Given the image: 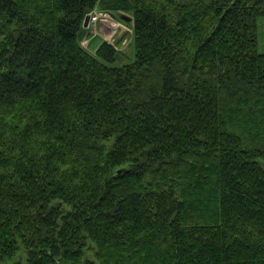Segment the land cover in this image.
I'll return each instance as SVG.
<instances>
[{"label":"trees","instance_id":"1","mask_svg":"<svg viewBox=\"0 0 264 264\" xmlns=\"http://www.w3.org/2000/svg\"><path fill=\"white\" fill-rule=\"evenodd\" d=\"M97 5L134 58L82 45ZM261 16L0 0V264H264Z\"/></svg>","mask_w":264,"mask_h":264},{"label":"built area","instance_id":"2","mask_svg":"<svg viewBox=\"0 0 264 264\" xmlns=\"http://www.w3.org/2000/svg\"><path fill=\"white\" fill-rule=\"evenodd\" d=\"M89 15V28L93 35L90 38H87L82 41V45L84 47H89L90 41L94 36H100V38L104 39L105 41H108V43H111L116 49H120V46L117 42V38H122V47H128L130 45H128V43L129 38L132 42L133 29L126 23L117 19L112 13L106 10H102L97 6L89 13Z\"/></svg>","mask_w":264,"mask_h":264},{"label":"rangeland","instance_id":"3","mask_svg":"<svg viewBox=\"0 0 264 264\" xmlns=\"http://www.w3.org/2000/svg\"><path fill=\"white\" fill-rule=\"evenodd\" d=\"M97 7H99V6L97 5ZM108 31H110V30H108ZM85 33L87 35H89L90 30L88 28L87 29L85 28ZM92 35L93 34L91 33L90 36H92ZM258 37H259V51L264 53V16H261L258 20ZM121 39L122 38H117L118 45L120 46V49H117V50L124 53V54H122L121 59L125 61V58H134V47L132 46L133 43L131 42L130 38H129V43H128V45L129 44L130 45L128 47L127 46L122 47ZM100 42H101L100 36L94 37L89 44L90 50L95 52V50L98 47V45L100 44ZM92 255L95 257L94 253Z\"/></svg>","mask_w":264,"mask_h":264},{"label":"water","instance_id":"4","mask_svg":"<svg viewBox=\"0 0 264 264\" xmlns=\"http://www.w3.org/2000/svg\"><path fill=\"white\" fill-rule=\"evenodd\" d=\"M123 20H127V21H130L131 18L130 17H127V16H122ZM89 20H90V16L89 14L86 16L85 18V21H84V27H88V24H89Z\"/></svg>","mask_w":264,"mask_h":264},{"label":"crops","instance_id":"5","mask_svg":"<svg viewBox=\"0 0 264 264\" xmlns=\"http://www.w3.org/2000/svg\"><path fill=\"white\" fill-rule=\"evenodd\" d=\"M87 36V35H86ZM86 36H84V38H86ZM84 38H83V40H84Z\"/></svg>","mask_w":264,"mask_h":264}]
</instances>
